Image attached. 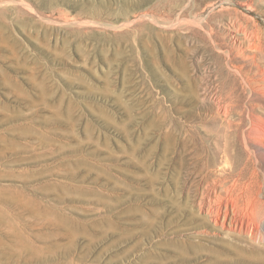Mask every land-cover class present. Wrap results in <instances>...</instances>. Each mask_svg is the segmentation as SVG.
<instances>
[{
	"label": "rangeland",
	"instance_id": "obj_1",
	"mask_svg": "<svg viewBox=\"0 0 264 264\" xmlns=\"http://www.w3.org/2000/svg\"><path fill=\"white\" fill-rule=\"evenodd\" d=\"M0 264H264V0H0Z\"/></svg>",
	"mask_w": 264,
	"mask_h": 264
},
{
	"label": "bare ground",
	"instance_id": "obj_2",
	"mask_svg": "<svg viewBox=\"0 0 264 264\" xmlns=\"http://www.w3.org/2000/svg\"><path fill=\"white\" fill-rule=\"evenodd\" d=\"M228 160H229V158H228ZM226 162H227V160H226ZM226 164H227L226 166H227V168L229 170L228 177L225 178L223 181L221 180L222 181V185H223L222 187H224L223 189L225 191L224 198H225V200L227 202L226 203L227 208L232 213H236L237 211H239V210H241L243 208V204L245 205L244 202H248L249 201L250 193H251V190H252L250 188L251 184L249 183L250 185H247L246 182L243 181V174H242V172H237V170H236L237 167L233 166L232 163H230L229 161Z\"/></svg>",
	"mask_w": 264,
	"mask_h": 264
}]
</instances>
